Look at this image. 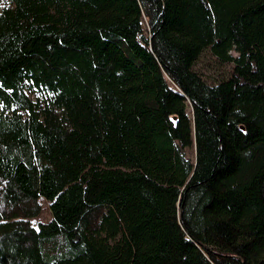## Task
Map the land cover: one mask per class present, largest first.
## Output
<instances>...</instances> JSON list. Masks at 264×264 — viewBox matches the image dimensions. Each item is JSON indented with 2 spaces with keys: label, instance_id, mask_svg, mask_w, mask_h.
<instances>
[{
  "label": "trees",
  "instance_id": "trees-1",
  "mask_svg": "<svg viewBox=\"0 0 264 264\" xmlns=\"http://www.w3.org/2000/svg\"><path fill=\"white\" fill-rule=\"evenodd\" d=\"M8 1L0 264H264V0Z\"/></svg>",
  "mask_w": 264,
  "mask_h": 264
},
{
  "label": "rangeland",
  "instance_id": "rangeland-1",
  "mask_svg": "<svg viewBox=\"0 0 264 264\" xmlns=\"http://www.w3.org/2000/svg\"><path fill=\"white\" fill-rule=\"evenodd\" d=\"M10 3L8 0H0V9L9 7ZM236 56V55H234ZM198 71L208 80L213 81L216 78L222 76L223 68L219 66L210 56L203 55L198 64ZM29 97L34 100L36 99V94H29ZM40 97V95H38ZM190 114V109L187 111ZM188 158L192 161L194 160V150L188 151ZM43 211L42 213L34 219H31V223L36 226L39 223L48 222L51 219L50 210L48 208V203L46 201L42 202Z\"/></svg>",
  "mask_w": 264,
  "mask_h": 264
}]
</instances>
